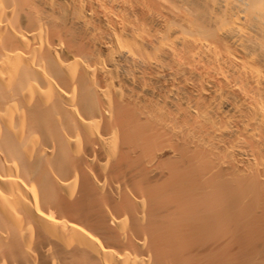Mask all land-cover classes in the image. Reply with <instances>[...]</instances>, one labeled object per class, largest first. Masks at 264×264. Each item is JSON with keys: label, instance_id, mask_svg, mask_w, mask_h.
<instances>
[{"label": "bare ground", "instance_id": "6f19581e", "mask_svg": "<svg viewBox=\"0 0 264 264\" xmlns=\"http://www.w3.org/2000/svg\"><path fill=\"white\" fill-rule=\"evenodd\" d=\"M0 264H264V0H0Z\"/></svg>", "mask_w": 264, "mask_h": 264}]
</instances>
